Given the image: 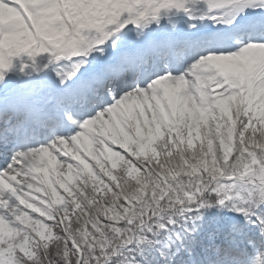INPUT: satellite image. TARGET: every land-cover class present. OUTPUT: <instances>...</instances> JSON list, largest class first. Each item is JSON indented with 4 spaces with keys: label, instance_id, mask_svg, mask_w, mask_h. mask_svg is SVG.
<instances>
[{
    "label": "snow or ice",
    "instance_id": "6c2138e0",
    "mask_svg": "<svg viewBox=\"0 0 264 264\" xmlns=\"http://www.w3.org/2000/svg\"><path fill=\"white\" fill-rule=\"evenodd\" d=\"M0 264H264V0H0Z\"/></svg>",
    "mask_w": 264,
    "mask_h": 264
},
{
    "label": "trees",
    "instance_id": "16d2710c",
    "mask_svg": "<svg viewBox=\"0 0 264 264\" xmlns=\"http://www.w3.org/2000/svg\"><path fill=\"white\" fill-rule=\"evenodd\" d=\"M95 163V161L93 162V164ZM62 191V190H61Z\"/></svg>",
    "mask_w": 264,
    "mask_h": 264
},
{
    "label": "rangeland",
    "instance_id": "374dc122",
    "mask_svg": "<svg viewBox=\"0 0 264 264\" xmlns=\"http://www.w3.org/2000/svg\"><path fill=\"white\" fill-rule=\"evenodd\" d=\"M94 161H92V163H93Z\"/></svg>",
    "mask_w": 264,
    "mask_h": 264
}]
</instances>
